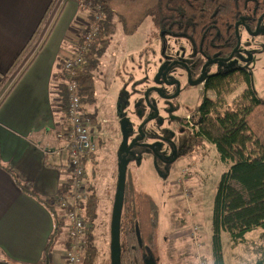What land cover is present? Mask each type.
Wrapping results in <instances>:
<instances>
[{
  "label": "rangeland",
  "instance_id": "1",
  "mask_svg": "<svg viewBox=\"0 0 264 264\" xmlns=\"http://www.w3.org/2000/svg\"><path fill=\"white\" fill-rule=\"evenodd\" d=\"M59 2L57 0V6H60ZM54 12L55 8L51 14ZM262 19L260 30L263 32L253 36L240 27L241 45L236 57L225 66L213 65L210 69L216 72L217 69H227L232 63L247 68L252 91L264 100V17ZM115 25L116 31L106 52L99 58L98 66L92 72L96 102L82 106L84 113H94L99 117H93L92 121L89 117H84L90 128L89 132L93 133L96 140L97 160L95 159L94 163L93 159L89 158V163L85 164L87 174L84 175L83 181L86 195L88 185H92L98 199L93 233L99 261L110 256L113 194L118 177L114 169L117 165L118 170L120 163L115 153L123 139L120 122L114 127V131H109L110 117L118 111L122 112L125 118L123 120L127 122L126 133L130 142L141 119L138 113L143 111L142 116H146L149 112L145 106L147 101L144 93L149 87H155V75L159 65L175 58L190 61L187 57L193 53L192 46L186 44L180 36L163 35L161 39L159 31L153 32L150 29L148 19L129 36L122 33L118 23ZM180 44L184 46V50ZM198 58L202 59L200 56ZM181 83L184 86L181 96L169 102L162 101L155 93L148 94V103L157 106L160 118L168 119L169 112L181 101L193 109L200 102L202 95L203 98L216 99L212 90L201 93L199 87L202 85L197 86L198 88L186 87L183 77ZM244 86L241 84L229 92L226 97L227 105H242L239 97L244 91ZM192 111L176 113L178 120L169 124L163 122L162 127L167 128L165 132L160 131L161 127L156 121L148 122L143 128V133L151 135H147L144 140L137 142L138 144L135 143L126 156L127 176L132 179L136 188L150 194L158 207V264H199L200 259L203 264H214L210 250L212 199L225 165L219 160L214 146L209 142H203L184 157L174 156L173 149L178 148L183 138L188 135L187 132L191 133V129H194L196 116ZM182 114L189 115L192 123L189 124L190 129L186 127V119H183ZM102 116L106 118L105 123L101 120ZM107 139L115 141L109 142ZM149 146H152L153 150ZM156 154L166 161H161L154 156ZM193 225L199 227L198 233L193 236L195 239L190 233ZM221 238L224 264H254L264 260L263 229L248 232L242 241L236 243L231 242L225 232L221 234Z\"/></svg>",
  "mask_w": 264,
  "mask_h": 264
},
{
  "label": "trees",
  "instance_id": "2",
  "mask_svg": "<svg viewBox=\"0 0 264 264\" xmlns=\"http://www.w3.org/2000/svg\"><path fill=\"white\" fill-rule=\"evenodd\" d=\"M56 1L50 3L33 37L14 60V69L3 76L0 90L15 69L23 65L29 57L32 59L36 39L50 19ZM93 1L101 6L103 17L99 21L98 33L86 46L82 62L73 75L78 88L80 110L91 121L96 115L84 113L82 106L96 102L92 72L98 66L99 58L106 52L116 31V23L121 26L122 33L129 36L148 19L153 32L157 30L159 34L185 36L197 49L204 52L205 58L212 59L216 56L227 58L236 47L234 27L238 22H243L251 31L256 27L258 18L264 14V0ZM79 39V44H84L82 34ZM62 76L65 80V76ZM241 84L245 85L239 97L242 105H227L226 97L229 92ZM205 87L216 94V99L205 98L195 109L194 129H191V133L187 132L188 135L183 138L178 148H174V156L184 157L203 142H209L225 165L212 199L210 237L212 263L224 264L221 238L223 232L227 233L231 242L236 243L242 241L250 231L260 228L264 230V100L252 91L249 72L242 66L234 65L233 69L211 74ZM62 89L61 99L66 106L65 84ZM93 153L91 151L85 157L89 158L91 155L90 159H93ZM124 182L119 222L120 264H158V207L150 194L135 187L132 179L127 176V171ZM87 196L83 207L87 228L80 264H111L110 256L102 261L98 260V248L93 233L98 199L92 185H88ZM55 227L54 237L60 225ZM254 264H264V260Z\"/></svg>",
  "mask_w": 264,
  "mask_h": 264
},
{
  "label": "crops",
  "instance_id": "3",
  "mask_svg": "<svg viewBox=\"0 0 264 264\" xmlns=\"http://www.w3.org/2000/svg\"><path fill=\"white\" fill-rule=\"evenodd\" d=\"M58 1L36 39L32 59L15 69L0 90V264H68L67 222L57 199L68 193L70 173L66 154L52 153L61 145L55 136L66 114L60 63L75 53L91 16L74 0ZM51 2L0 0V82L14 69ZM121 114L110 117L109 131ZM114 170L118 173L117 165ZM55 225L60 229L54 237Z\"/></svg>",
  "mask_w": 264,
  "mask_h": 264
},
{
  "label": "built area",
  "instance_id": "4",
  "mask_svg": "<svg viewBox=\"0 0 264 264\" xmlns=\"http://www.w3.org/2000/svg\"><path fill=\"white\" fill-rule=\"evenodd\" d=\"M74 1L79 6L84 5L89 10L91 18L81 33L84 44H78L75 53L60 63L62 75L65 76L66 114L63 129L55 136L61 141V145L52 151L57 156L63 153L66 154L70 173L68 193L57 199V206L64 212L63 216L67 222L69 242L65 257L68 264H80L84 253L87 222L84 218L83 207L88 199L83 182L85 174L84 158L87 153L95 150L88 123L84 120L83 113L80 110V100L73 75L75 69L82 62L86 46L98 33L99 21L103 17L101 6L93 0ZM198 231L199 227L193 225L190 232L191 236H195V233H198ZM198 263L203 264L201 259Z\"/></svg>",
  "mask_w": 264,
  "mask_h": 264
},
{
  "label": "flooded vegetation",
  "instance_id": "5",
  "mask_svg": "<svg viewBox=\"0 0 264 264\" xmlns=\"http://www.w3.org/2000/svg\"><path fill=\"white\" fill-rule=\"evenodd\" d=\"M240 23L241 24L238 26V32H239V28L240 27H242V28L247 27V26H245V24L243 22H240ZM260 25H261V23H260ZM255 28H254V30H255ZM254 30H251V31H254ZM260 31L261 30H260V26H259V33L262 32V31L261 32ZM160 35H161L160 37L162 39L164 34L161 33ZM166 35L169 36V37H178L179 36V34L176 35V34H171V33H166L165 36ZM180 37H182V39H184L186 44H190L192 46V48H193V53L190 56L187 57V58H190V61L186 60V59H182V58L181 59L180 58L179 59L175 58V59H172V60L168 59L167 62H165L164 64L159 65V67L157 68V71H156V75H155V78L157 79L156 82L154 81L155 89H153V90H151L149 92L150 94L151 93H153V94L155 93L156 96H159L160 99L162 101H164V102H169V100H173V99L179 98L181 96V92L184 89V86L181 83V78L182 77L185 78V83L187 84L186 87H190V88L196 87V88H198L197 86L202 85V87H199V90L201 91V93L203 91L209 90V89H207L205 87V83H206L207 78L211 74H214L217 71H221V70L233 69V66L236 65V64L232 63V65H230V67H228L227 69H217L216 72H212V70L210 69L211 66H213V65L214 66H218L217 63H222V64L227 65L232 59H234V57H236L235 53L238 54V51L240 49V47H239V49L233 54L232 59L229 60L227 63H225V62L222 61V59H226V58H223V57L216 56V58H212V59L205 58L204 52H202L201 50L197 49L196 46H194L193 43L190 42V40L188 38H186L185 36H182V35H180ZM236 43H237V38H236ZM236 46H237V44H236ZM181 47L184 50V46L181 45ZM183 50H181V51H183ZM183 55H185L184 51H183ZM199 56L202 59H199L198 58ZM227 58H228V56H227ZM216 59H218V60H216ZM158 60L163 61L162 59H158ZM210 60H216V62L215 63H210V64H208V65H206L204 67V65ZM225 65H221V66H225ZM221 66H218V67H221ZM236 66H238V65H236ZM238 67H241V66H238ZM203 68H204V70H203ZM163 74L165 75V80H163ZM201 75H203V77H202V80L199 82V78L201 77ZM164 81H166V83ZM156 87H157V89H156ZM149 88H153V87H149ZM205 98H203V95H202V98H201L200 102L198 103V105L201 104L202 101ZM198 105H196V108L198 107ZM145 106H146V109L149 110V112L146 114V116H142L143 115L142 114L143 111L138 113V117L141 116V119L139 120L140 122L138 123V125L136 126V129H135V133L136 134L131 137L132 140L136 136H138V133H137L138 126L140 124L144 123L147 118H149L150 116H153L156 113V112L154 113L153 108H155L157 110V116H156V118L151 119V121L152 120H153V122L156 121V124L161 127L160 131L163 130V132H165V130L167 129L164 126L162 127L163 122L166 121V123L169 124V122H171V121L178 120L177 118H179V116H176L175 115L176 113L177 114H180L182 112L187 113V112H190L191 110H193L192 114L196 116V110H195L196 108H193V109L191 108L190 109L189 107H187V104L185 102H183V101H181L180 104L176 105L173 108V110L169 112L170 116H169L168 119L166 118V120H164V118H160L159 110H158V108H157V106L155 104H151V103L148 104L147 103ZM182 117H183V119H186L185 122L187 124V126H186L187 128L189 127V124L192 125V123L190 122V119H189V115H185L184 116V114H182ZM158 118H159V120H158ZM122 119H125V118L121 114V120L119 121L120 123H122L121 122ZM146 124H148V122ZM146 124L143 126V128L146 126ZM143 128H142V132H143ZM188 129H190V128H188ZM144 134H145V137H147V135H151L149 133H144ZM136 144H138V143H136ZM180 145L181 144H179V146ZM149 148L151 149L152 146L151 147L149 146ZM152 150H153V148H152ZM173 150H174V154H175V149H173ZM154 156H157L161 161H166L162 156H159L158 154H156Z\"/></svg>",
  "mask_w": 264,
  "mask_h": 264
},
{
  "label": "water",
  "instance_id": "6",
  "mask_svg": "<svg viewBox=\"0 0 264 264\" xmlns=\"http://www.w3.org/2000/svg\"><path fill=\"white\" fill-rule=\"evenodd\" d=\"M264 16V14H262V16H260L258 19V23L256 25V28L254 31H249V29L247 27H244L246 29V31L249 32L250 35H253V36H256L259 34V26H260V23L262 21V17ZM241 23L238 22L236 25H235V29H234V32L236 34V38H237V46L235 47V49L228 55V58L226 59H222L223 62L227 63L229 60L232 59L233 57V54L239 49L240 47V37H239V32H238V26L240 25ZM218 60V59H216ZM216 60H210L208 61L204 67L210 63H215ZM204 70V68H203ZM202 77L203 75H201V77L199 78V82L202 80ZM156 78H155V82H156ZM163 80H165V75L163 74ZM166 83V81H164ZM155 89V87L153 88H148L145 93H144V97L147 101V103L149 102L148 101V93ZM157 89V87H156ZM149 104V103H148ZM153 111H154V115L153 116H150L149 118L146 119V121L142 124H140L137 128V133H138V136H136L133 140H131L129 143H128V134L126 133V121L122 119V125H121V128H122V134H123V139H122V143L121 145H119V151H118V158L120 160V163H119V168H118V178H117V187H116V191H115V198H114V201H113V204H112V214H111V224H110V231H111V234H110V262L111 264H120V255H119V236H120V231H119V222H120V214H121V209H122V200H123V189H124V185H125V176H126V168H127V164H128V160L125 158V156H127L131 149L133 148V146L135 145V143L139 142V141H142L145 137V134L142 132V128L143 126L151 121V119H154L156 118L157 116V110L155 108H153Z\"/></svg>",
  "mask_w": 264,
  "mask_h": 264
}]
</instances>
